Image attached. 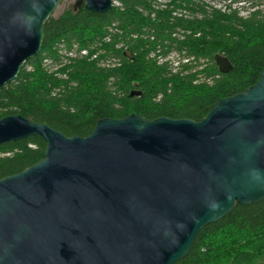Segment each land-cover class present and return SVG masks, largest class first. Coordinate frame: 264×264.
Returning <instances> with one entry per match:
<instances>
[{
    "label": "water",
    "instance_id": "obj_1",
    "mask_svg": "<svg viewBox=\"0 0 264 264\" xmlns=\"http://www.w3.org/2000/svg\"><path fill=\"white\" fill-rule=\"evenodd\" d=\"M61 1L0 0V88L39 56ZM117 1L74 9L102 15ZM215 64L232 70L224 56ZM29 137L47 148L0 180V264H177L205 227L264 201V70L200 122L132 114L101 119L82 138L0 120V145Z\"/></svg>",
    "mask_w": 264,
    "mask_h": 264
},
{
    "label": "trees",
    "instance_id": "obj_2",
    "mask_svg": "<svg viewBox=\"0 0 264 264\" xmlns=\"http://www.w3.org/2000/svg\"><path fill=\"white\" fill-rule=\"evenodd\" d=\"M165 1L119 0L102 15L73 6L49 18L39 56L0 88V120L21 116L82 138L101 119L132 114L200 122L218 101L257 84L264 70L260 0H219L228 2L223 9L205 0ZM218 55L232 64L227 74L215 64ZM46 148L40 137L0 145V180L40 162ZM177 264H264V201L237 205L205 227Z\"/></svg>",
    "mask_w": 264,
    "mask_h": 264
},
{
    "label": "rangeland",
    "instance_id": "obj_3",
    "mask_svg": "<svg viewBox=\"0 0 264 264\" xmlns=\"http://www.w3.org/2000/svg\"><path fill=\"white\" fill-rule=\"evenodd\" d=\"M76 2H77V0H62L59 4L57 10L55 11L53 17L58 18L66 9L73 7ZM205 2H207L213 8H221V9L224 8V5L228 4V2H220L219 0H217V1L205 0ZM260 2L261 3L259 4V10L264 11V0H260ZM220 4H222V5H220ZM238 7H240V6L239 5L233 6V8H238ZM171 61L178 62L177 56H173Z\"/></svg>",
    "mask_w": 264,
    "mask_h": 264
},
{
    "label": "built area",
    "instance_id": "obj_4",
    "mask_svg": "<svg viewBox=\"0 0 264 264\" xmlns=\"http://www.w3.org/2000/svg\"><path fill=\"white\" fill-rule=\"evenodd\" d=\"M159 1L163 2V4H166V2H167L165 0H159ZM114 4H115V7L119 6L118 1L115 2ZM70 56H71V58H74V59L77 57V55H75L74 53H72V55H70ZM81 56H83V57L87 56V52H85V51L82 52L81 53ZM173 56H176V55L175 54H172V56L169 58V61H170L171 66L173 67V69L175 71H177V70H179V67H180L179 59H178V62H173V61H171V59L173 58ZM177 58H178V56H177ZM186 63H187V61H183V64H186ZM45 64L51 65V63L50 62L48 63L47 61H45ZM113 64L114 65H118L117 63H113ZM53 71L56 72L57 71V68L56 67L53 68Z\"/></svg>",
    "mask_w": 264,
    "mask_h": 264
}]
</instances>
